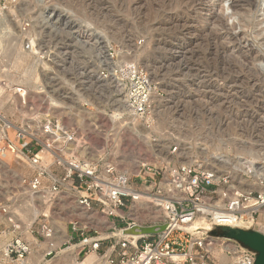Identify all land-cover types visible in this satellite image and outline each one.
<instances>
[{
  "label": "built area",
  "instance_id": "built-area-1",
  "mask_svg": "<svg viewBox=\"0 0 264 264\" xmlns=\"http://www.w3.org/2000/svg\"><path fill=\"white\" fill-rule=\"evenodd\" d=\"M32 1L36 9L29 12L23 0H0L5 41L10 39L27 60L24 65L29 71L22 73L34 78L35 88L29 82L0 80V99L7 97L5 105L16 101L22 112L15 120L4 114L5 105L0 106V155L10 153L32 170L29 176H21L20 196L48 208L33 220L36 230L29 228L37 240L48 243L44 257H54L63 245L79 244L78 262L94 253L100 257L99 264H215L212 251L218 249L219 256L232 259L230 264H253V253L210 232L228 227L252 228L264 234V165H254L239 154H219L207 162L204 155L191 151L195 146L204 154L201 142L187 144L185 152L170 146L164 158L158 154L154 162L139 161L133 174L115 162L89 158L87 138L66 125L67 115L54 113L64 108L55 102L47 109L38 107L31 99L56 96L57 80L84 78L97 85L91 96L110 94L117 107L136 119L151 138L138 136L155 143V99L161 93L145 69L119 60L114 46L87 19L55 7L54 0L42 8L40 0ZM7 68L2 73H9ZM92 101L84 100L82 108L91 111ZM67 192L78 214L69 221L68 239L55 247L57 232L49 208L65 202L59 197ZM149 197L158 201L159 215L140 223L132 212L139 200ZM9 208V204H0L2 220L8 226L0 239V264H22L31 252V243L19 233L20 220ZM100 215L105 219L96 225ZM196 220L201 224L186 228ZM255 222L263 228L255 227ZM143 225L154 227L155 232L116 235L126 228L140 231ZM217 261L223 264L220 258Z\"/></svg>",
  "mask_w": 264,
  "mask_h": 264
},
{
  "label": "rangeland",
  "instance_id": "rangeland-1",
  "mask_svg": "<svg viewBox=\"0 0 264 264\" xmlns=\"http://www.w3.org/2000/svg\"><path fill=\"white\" fill-rule=\"evenodd\" d=\"M40 1L41 8L49 2ZM234 1L54 0L55 7L75 12L99 28L105 42L117 50L119 60L134 62L148 72L161 93L160 98L155 99V143L138 136L148 134L151 138L149 133L142 132L136 119L117 107L110 94L91 96L97 85L84 78L57 80L56 96L49 94L31 100L46 109L53 102L62 106L64 109H55L54 113L67 115L66 125L74 127L78 136L87 138L90 145L87 156L100 163L115 162L130 174L139 161L154 162V155L158 154L164 158L170 146L180 147L185 152L183 148L194 142L204 144V154H199L195 146L191 151L204 155L207 162L219 154H239L254 165H264V0H251L253 5L240 0L233 6ZM23 3L25 11L36 9L32 0H23ZM234 36L239 39L243 52L232 43ZM2 51L0 49V60ZM12 52L10 57L14 58L18 49L14 46ZM258 55L263 59L256 60ZM26 62L24 58V64ZM23 66L21 69L12 67V73L7 76L1 71L6 66L0 63V80L5 78L12 84L29 82L31 89H35L34 78L23 76ZM6 98L0 99V106L5 105ZM86 99L94 100L91 111L82 108ZM5 109L4 114L15 120L22 113L16 101L6 104ZM83 121L92 126H81ZM129 134L136 142L130 141ZM31 173L27 164L12 154L0 155V204H9L10 212L17 214L19 233L32 241L27 258L31 257L33 262L35 255L44 253L47 246L35 238L36 234H32L33 238L27 233L29 228H37L36 223L32 224L37 212H47L48 208L20 196L21 176ZM69 195L67 192L60 196L65 202L49 208L59 246L63 242L62 232L55 221L65 220L67 233L71 234L69 221L78 214ZM96 217L94 223L101 225L105 216ZM150 219L140 217L139 222H150ZM7 227L0 213V239ZM212 256L215 264H219L218 249L212 251ZM44 259L53 261L55 257ZM230 262L227 260L225 264Z\"/></svg>",
  "mask_w": 264,
  "mask_h": 264
},
{
  "label": "bare ground",
  "instance_id": "bare-ground-1",
  "mask_svg": "<svg viewBox=\"0 0 264 264\" xmlns=\"http://www.w3.org/2000/svg\"><path fill=\"white\" fill-rule=\"evenodd\" d=\"M136 1V0H135ZM193 1V0H191ZM200 1V0H199ZM240 0H235L233 2V6H236L238 5L237 3L239 2ZM248 5H253L251 0H244ZM138 2V0H137ZM135 4V3H134ZM138 5V4H137ZM259 5V4H257ZM215 18L218 19V17L216 15H213ZM6 30V26H4V24L0 23V49L3 50V59L0 60V63L2 66H9V68H7V70H9L8 72L9 73H6V75H10L11 74V71H10V68H20L23 66L24 64V57L22 54L20 53H16V57L14 58H11L10 56V52H12L14 50V46L11 45L10 43V39L6 42L5 39V35L6 33H2L3 31ZM260 32V31H259ZM260 34V33H259ZM5 37V38H4ZM113 37V36H112ZM114 38V37H113ZM260 38H263V37H260ZM118 40V39H117ZM231 41L232 43L236 44L238 47H239V50H241V52H243V47H241V43L239 41V39L234 36L231 38ZM263 41V40H262ZM263 43V42H262ZM264 45V44H263ZM13 54V52H12ZM263 59V56L262 55H258V57H256V60H262ZM24 73H28L27 71H29L27 68H25L23 66V70H22ZM253 80H258L257 78H253ZM116 115V114H115ZM120 117V116H119ZM117 118V117H116ZM114 119V117H113ZM126 119V118H125ZM114 121H116L114 119ZM125 121V120H124ZM84 122V121H83ZM117 123V122H116ZM114 123V125L116 124ZM121 123V122H120ZM119 122H118V125H121ZM94 124V123H93ZM90 123H87V122H84L83 124H81V126H88L90 127ZM113 125V126H114ZM92 126V125H91ZM121 127V126H119ZM117 130V129H116ZM141 138V137H140ZM138 138V139H140ZM129 139L132 143L136 142V139L132 136V134L130 135L129 134ZM141 141V140H140ZM142 147V146H141ZM139 149V148H138ZM141 149V148H140ZM140 151V150H138ZM4 167V166H3ZM7 169V168H6ZM150 199L151 197H149V199H144L142 198L141 201L139 200V205H137L133 212H132V217L139 220V218L141 217L142 218H146L149 217V218H152V219H156L158 213L160 212V209L157 207V200H152L153 202H150ZM66 200V199H65ZM73 202V201H72ZM72 204V203H71ZM65 205V204H64ZM63 205V206H64ZM141 210V212H139ZM38 214V212H37ZM37 214L35 216H37ZM151 220V219H150ZM250 222L253 223L252 219L249 220ZM141 223V222H140ZM199 224H201L199 221H195L193 223H189L186 228L188 229H192L194 227H197ZM55 225L57 227L60 228L62 234L60 236V238L62 239V241H65L68 239V234H67V230H66V221L65 220H56L55 221ZM255 227H258V228H263L262 224H257L256 222L254 223ZM203 226H206V224H203ZM147 228H154V227H148L146 225H143L141 226V229L143 230H140V231H135L134 228H126L127 230L124 231V229H122L121 231L118 230L117 231V234L116 235H120V234H132V235H138V234H141V233H148L149 231H147ZM28 232V231H27ZM202 232H199L198 235H201ZM4 234H7V231L4 232ZM28 236L31 235L30 232L27 233ZM33 237V235H31ZM59 237V236H58ZM210 237L209 235H206L205 238H208ZM34 238V237H33ZM59 238L56 237V241H54V246L55 247H59V243H58V240ZM232 240V239H231ZM36 241V240H35ZM230 241V239L228 240ZM32 241H30L31 243ZM45 242V241H44ZM45 245L47 246V250L49 249L48 248V243L45 242ZM79 244H72L70 245L69 247H66V248H60L57 250V254L54 256L55 259L53 261H46L44 259V253H41V254H38V255H35L34 257V261H32V258H26L24 260V262L22 264H99L100 262V257L96 256L94 253H91V254H88V256L84 259L83 262L81 261H76V251L78 250L79 248ZM215 250V249H214ZM213 250V251H214ZM31 254V252H30ZM90 258V259H89ZM227 260L231 261V258L225 256V255H222L220 256V261L223 262V264H225V262H227Z\"/></svg>",
  "mask_w": 264,
  "mask_h": 264
},
{
  "label": "water",
  "instance_id": "water-1",
  "mask_svg": "<svg viewBox=\"0 0 264 264\" xmlns=\"http://www.w3.org/2000/svg\"><path fill=\"white\" fill-rule=\"evenodd\" d=\"M163 228L164 226H161L160 229ZM147 231H149L148 233L155 232L154 228H147ZM210 233L214 236L236 241L241 247L253 253V264H264V234L262 232L252 228L217 227Z\"/></svg>",
  "mask_w": 264,
  "mask_h": 264
},
{
  "label": "crops",
  "instance_id": "crops-1",
  "mask_svg": "<svg viewBox=\"0 0 264 264\" xmlns=\"http://www.w3.org/2000/svg\"><path fill=\"white\" fill-rule=\"evenodd\" d=\"M103 251V249L101 250V252Z\"/></svg>",
  "mask_w": 264,
  "mask_h": 264
}]
</instances>
